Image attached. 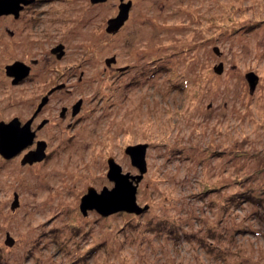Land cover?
Masks as SVG:
<instances>
[{
    "label": "rangeland",
    "instance_id": "374dc122",
    "mask_svg": "<svg viewBox=\"0 0 264 264\" xmlns=\"http://www.w3.org/2000/svg\"><path fill=\"white\" fill-rule=\"evenodd\" d=\"M121 2L0 14V119L30 118L46 94L53 104L38 124L44 159L0 154V264H264V0H131L109 31ZM17 60L31 71L13 83ZM138 143L149 208L84 214L88 187L114 185L109 157L139 173L125 151Z\"/></svg>",
    "mask_w": 264,
    "mask_h": 264
},
{
    "label": "water",
    "instance_id": "95a60500",
    "mask_svg": "<svg viewBox=\"0 0 264 264\" xmlns=\"http://www.w3.org/2000/svg\"><path fill=\"white\" fill-rule=\"evenodd\" d=\"M35 0H0V14L14 13L16 17H19L20 10L27 4L34 2ZM92 2H102L105 0H91ZM131 0L128 2H122L119 5V12L115 17L108 19L107 30H118L125 20L129 16V9L131 7ZM57 52L58 57H62L65 52L64 44L59 43L53 49ZM114 61V57L106 59V62L110 64ZM31 71V66L21 60H17L12 64L6 66V72L9 76H13V83H19L28 76ZM216 71L219 73L223 71V63L216 67ZM246 78L250 83V88L253 90L258 82L259 76L254 71L246 73ZM64 83H60L54 86L51 91L58 87L64 86ZM50 91V92H51ZM49 100L48 94L42 97V100L38 106V110ZM80 99L75 105L73 113L76 114L80 109ZM67 107H63L61 114L65 112ZM37 113V112H36ZM32 117L24 122L20 123L19 118L16 116L9 122L0 121V153L10 158L16 153L20 152L29 144L33 143L35 138V131L31 128ZM47 142L44 140L37 141L35 149L27 152L23 163L41 160L46 155ZM147 143H138L135 145H128L125 148L127 154L130 155L131 163L139 169V173L132 174L131 172H124L121 164H119L114 157L108 158V172L107 176L111 179L114 185L109 188L104 186L101 191H98L95 187H88V191L82 196L80 207L84 214L89 209H95L102 215H109L117 211H128L136 214L142 213L149 208V204L141 205L137 200V191L140 180L143 178L144 173L147 171L146 160ZM19 205V197L15 194V199L12 203V208ZM15 242L14 237L7 232L6 243L12 245Z\"/></svg>",
    "mask_w": 264,
    "mask_h": 264
},
{
    "label": "flooded vegetation",
    "instance_id": "af4514ba",
    "mask_svg": "<svg viewBox=\"0 0 264 264\" xmlns=\"http://www.w3.org/2000/svg\"><path fill=\"white\" fill-rule=\"evenodd\" d=\"M35 2V1H34ZM33 2V3H34ZM28 6L29 5H25L24 7H23V10L24 9H26V8H28ZM128 19V18H127ZM126 19V20H127ZM125 20V21H126ZM121 28V27H120ZM55 92H57V91H54L53 93H55ZM52 93V94H53ZM51 96L49 97V100L42 106V108L40 109V111L36 114V113H34L35 114V116H34V114H32L31 115V117H32V121H31V128L35 131V138H34V141H33V143H31V144H29V146L28 147H26L25 149H22L20 152H18L16 155H14V156H12L11 158H14V157H16L18 154H20V153H22V152H27V150L28 151H31V150H33L36 146H37V141L38 140H40V139H45L46 140V142H47V148H48V146H49V139H48V137L47 136H42L41 134H40V132L43 130H45V128L47 127V124L45 123L43 126H39L38 124L43 120V119H45V118H48L49 116H46V117H41L42 116V114L45 112V111H47V109L51 106V105H53V104H51ZM74 102H72V104H73ZM71 104V105H72ZM69 104H66V105H64L65 107H67L66 108V110H65V112L63 113V114H59L61 117H63V119H64V117H65V115H67V113H69L68 112V106ZM73 110H74V105L72 106V115H73V117H75V114L73 113ZM77 114V113H76ZM14 117H16V115H12V116H9V117H6V118H1L0 119V121H4V122H9L12 118H14ZM30 117V118H31ZM19 118V120H20V123L21 124H23L24 122H26V120L27 119H30V118H26V119H22L20 116L18 117ZM49 118H51V117H49ZM74 119V118H73ZM50 121H51V119H50ZM50 121H49V123H50ZM71 125H73V124H70L69 126H71ZM75 125V124H74ZM46 148V149H47ZM48 154L46 153V156H47ZM4 157V156H3ZM4 158H6V157H4ZM11 158H8V159H11Z\"/></svg>",
    "mask_w": 264,
    "mask_h": 264
},
{
    "label": "bare ground",
    "instance_id": "6f19581e",
    "mask_svg": "<svg viewBox=\"0 0 264 264\" xmlns=\"http://www.w3.org/2000/svg\"><path fill=\"white\" fill-rule=\"evenodd\" d=\"M22 9H23V8H22ZM52 49H53V48H52ZM51 51H52L53 53H55L56 55H58L57 52H55L54 50H51ZM58 58H59V57H58ZM28 75H29V74H28ZM24 79H25V78H24ZM57 89H58V88H57ZM28 146H29V145H28ZM26 147H27V146H26ZM26 147H25V148H26ZM29 152H30V151H28V153H29ZM0 154H1V153H0ZM16 154H17V153H16ZM16 154H15V155H16ZM1 155H2V154H1ZM2 156H3V155H2ZM13 156H14V155H13ZM45 156H46V155H45ZM44 158H45V157H44ZM44 158H43V159H44ZM41 160H42V159H41ZM38 161H40V160H38ZM108 166H109V164H108Z\"/></svg>",
    "mask_w": 264,
    "mask_h": 264
}]
</instances>
